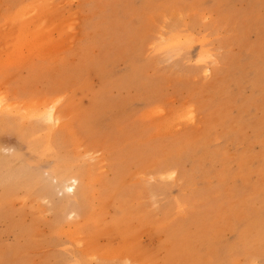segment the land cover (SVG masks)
I'll list each match as a JSON object with an SVG mask.
<instances>
[{
	"label": "rangeland",
	"instance_id": "obj_1",
	"mask_svg": "<svg viewBox=\"0 0 264 264\" xmlns=\"http://www.w3.org/2000/svg\"><path fill=\"white\" fill-rule=\"evenodd\" d=\"M0 103V264H264V0H0Z\"/></svg>",
	"mask_w": 264,
	"mask_h": 264
},
{
	"label": "bare ground",
	"instance_id": "obj_2",
	"mask_svg": "<svg viewBox=\"0 0 264 264\" xmlns=\"http://www.w3.org/2000/svg\"><path fill=\"white\" fill-rule=\"evenodd\" d=\"M2 103V102H1ZM0 103V104H1ZM1 107V106H0ZM1 108H4V107H1ZM3 110V109H2ZM44 110V109H43ZM48 110V109H47ZM43 112H41V114H42ZM47 114V113H46ZM39 116V115H38ZM48 117L50 118V119H52V120H54L55 122H57V121H59V119H57V118H54V116H53V107L50 109V112L48 113ZM47 117V118H48ZM1 119H3V118H1ZM1 162V161H0ZM6 163V162H5ZM6 165H8V163L6 164ZM8 166H11V164L9 163V165ZM7 166V167H8ZM20 169H23V168H20ZM19 169V170H20ZM12 170V169H11ZM15 170V169H14ZM12 172H13V170H12ZM11 173V172H10ZM12 174V173H11ZM11 174L9 175V177L11 176ZM69 175V174H68ZM14 175H12V177H13ZM64 179H63V181H64V183L66 182V181H68V179L66 178V176L65 177H63ZM9 179V178H8ZM11 179V178H10ZM22 180V179H21ZM26 180V179H25ZM77 180V179H76ZM76 180H71V183L70 184H68V186L66 187V191L68 190V192L70 191V192H74V190H75V186L77 185V181ZM27 181H28V179H27ZM21 183V182H20ZM22 183H24L23 182V180H22ZM67 183V182H66ZM65 188V187H64ZM65 191V192H66ZM67 200H69V198L67 199ZM77 200V199H76ZM79 200V199H78ZM79 202V201H78ZM74 203V202H73ZM75 204H77V203H75ZM66 206V205H65ZM76 206V205H75ZM74 206V207H75ZM78 206V205H77ZM62 207V206H61ZM75 208H77V207H75Z\"/></svg>",
	"mask_w": 264,
	"mask_h": 264
}]
</instances>
